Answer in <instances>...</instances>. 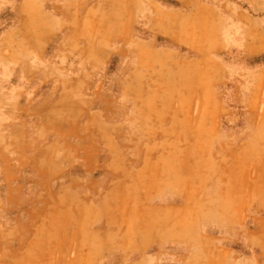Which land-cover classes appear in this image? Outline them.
<instances>
[{"label":"rangeland","instance_id":"obj_1","mask_svg":"<svg viewBox=\"0 0 264 264\" xmlns=\"http://www.w3.org/2000/svg\"><path fill=\"white\" fill-rule=\"evenodd\" d=\"M135 1L0 0V190H12L16 206L34 209L19 212L11 226L0 231L3 234L0 237L11 242L2 246L12 256L8 263L54 264L53 258L23 260L19 254L25 251L34 256L52 255L54 248L68 256L74 251L79 258L77 264H82L81 256L86 252L92 257L88 264L102 262L96 259L109 252L108 244L123 238L126 243L132 242L133 228L129 225L133 223V212L129 208H133V200L140 204V216L136 219L141 226L139 232L144 236L149 229L150 203H156L155 197L153 200L148 196L126 197L117 203V197L113 202L98 185H93L87 195L64 188L65 175L74 174L69 168L75 154L94 152L95 149L87 148L90 144L87 141L101 140V127L112 123L100 114L103 106L111 102L117 109L113 85H109L110 90L107 86L110 80L89 82L87 70L76 66L87 58H100L103 39H109L108 32L118 27H135L140 32L142 24L139 20L134 24V13L154 16L158 13L147 0H139L137 6L133 5ZM156 1L165 5L167 2ZM193 1L199 7L194 9L187 0L191 15L185 23L189 30L205 32L203 38L209 47L198 52H179L180 57L173 55L172 60L189 62V67L198 66L189 70L201 74L205 68L200 61L210 66L214 75L221 74L222 80H152L150 92L158 99L137 102L138 108L147 103L145 109L153 128L166 125L181 128L180 121L185 119L191 142L202 140L203 131L219 125L220 120L225 129H237L238 142H233L232 150L239 193L253 195L259 208H264V0ZM119 15L126 19L119 20ZM197 16L202 18L199 24L194 19ZM191 23L195 24L193 29L189 27ZM5 80L49 83L54 80L68 90L59 93L54 86L56 91L46 98L50 88L45 85L39 92H27L22 105L20 95L15 94L12 101L5 97ZM92 111L94 117L89 124L94 132L90 133L85 125L87 114ZM245 137L251 138L247 145L242 143ZM185 152L188 157L183 160L179 179L173 177L167 186L170 190H184L188 194L185 202L195 209L206 210L203 220L207 222L212 215L207 210L212 209L213 191L221 192L220 179L231 170L229 158L221 161L219 150L212 147L190 148ZM65 170H69L67 174ZM60 186L61 194H56ZM148 186L144 182L142 189ZM21 192L24 199L19 204ZM55 202L62 211L36 212L40 206ZM81 202L86 205V213L70 212L71 206H79ZM3 219L5 222L0 223L7 225ZM250 220L264 224V214L255 211ZM118 221L126 228L117 229L114 225ZM210 231L207 229L205 233L213 234ZM242 236L264 241V227L230 230L215 242L206 240L202 248L208 257L220 254L219 247L235 253L232 256L222 253L215 256L219 259H207L202 264H231L236 262V256L250 253V247L229 239ZM141 253L139 260H127L124 264H180L183 250L179 247L157 250L142 242ZM69 260H62L61 264H71ZM184 264L196 263L186 259Z\"/></svg>","mask_w":264,"mask_h":264},{"label":"crops","instance_id":"obj_2","mask_svg":"<svg viewBox=\"0 0 264 264\" xmlns=\"http://www.w3.org/2000/svg\"><path fill=\"white\" fill-rule=\"evenodd\" d=\"M138 1L133 2V5L137 6ZM147 1L158 13L156 16L152 13L141 12L133 14L134 24L138 20L142 24L140 32H137L135 27H118L110 34L108 32L109 39H103L100 58H87L84 63L76 66L87 70L86 79L89 82L93 83V80L99 79L110 80V84L108 82L107 86L110 90V86L113 85L114 90L112 91L117 96V109L112 107L111 102L107 107L101 104L103 109L100 114L105 116L106 121L112 123L101 127L99 131L102 134L101 140L94 143L87 141L90 143L87 148L95 149L94 152L86 151L84 156L82 153L75 154L69 168L74 174L65 175L64 188L70 187L71 192L77 195H87L91 192L93 185H98L105 193L104 195L107 198H112L113 202L117 197V203L121 198L126 197L148 196L151 200L154 197L157 198L156 203L153 201L150 203L149 229L144 236L139 232L141 226L140 222L136 220L140 216V204L133 200V208H129L133 212V223L132 226L129 225L130 228H133L132 242L126 243L123 238L115 244H108L106 251L109 249V252H105L102 257L97 258L96 260L102 261L97 264H103L105 261H109L108 264H124L127 260L137 261L142 255V242L155 246L157 250L164 247H179L183 250L180 264H184L186 259H190L196 264H202L204 261H208L207 259H219L215 256L222 253H229L232 256L235 250L219 247L220 254L208 257L202 248V243L206 240L215 242L230 230L243 228L254 230L264 227L263 223H255L250 220V215L255 211L261 210L264 214V208H259V201H255L253 195L247 192L239 193L238 183H236V163L233 160L235 152L232 150V145L233 142H238V130L225 129L220 120L219 125H214L212 128L204 130L203 133L201 132L203 138L194 141L195 145L189 140L190 130L186 126L185 119L180 121L181 128L174 129L166 127L167 125L153 128L150 124L149 114L145 109L147 103L141 108H138L137 104L141 101L158 99L156 94L150 92L152 80H222V76L218 72L214 75L211 67L200 61L198 63L205 68L201 74L189 70L198 68V66L189 67L187 64L189 62L172 60L173 55L180 57L179 52H198L209 47V42L203 38L206 36L205 32L187 28L188 24L185 22L191 15L188 11L187 0H167L166 5L156 0ZM196 6L199 7L198 4ZM122 19L126 18L119 15V20ZM156 25H164L165 28L160 29ZM163 30L165 31L163 32ZM224 44L226 48L227 40ZM200 75H202L201 78H199ZM5 84L7 85L5 97L12 101L15 94L18 97L21 96L19 103L22 105L27 92H39L45 85L50 88L45 93L46 98L51 97L50 95L56 91V86L59 93L68 90L54 80H51L50 83L46 80H5ZM93 117V111L87 114L86 132H94V128L89 124ZM249 138L242 139V143L247 145L251 141ZM209 147L219 150L217 155L221 161L229 158L228 163L231 170L229 174H224L220 179V184L216 183V185L223 186H221L220 193L217 192V189L213 191L212 209L207 210L212 215L206 222L203 220L205 217L203 213H206V210L195 209L194 206L188 205L187 200L185 202V195L188 194L184 190L179 192V190L168 189L167 183L174 180L173 177L179 179L178 175L180 170L182 171L183 160L188 157L186 149ZM69 170H65V173L67 174ZM68 178L70 179L68 180ZM144 182H148V189H142ZM71 185L76 186L77 189ZM62 189L60 186L58 193H56L57 191L55 193L61 194ZM20 195L18 201L19 204H22L23 193L21 192ZM42 195L43 193L40 191L38 196ZM12 199V190H0V221L1 223L5 222L4 217L8 223L7 225L0 223V231L8 229L11 226V221L18 216L19 212L29 213L33 209L29 206L24 210V205L16 206ZM83 202L79 206H71L70 212L86 213L88 210L86 205L83 206ZM47 210L56 214L62 211V208L55 202L47 207L40 206L36 212L44 214ZM54 224H56V219ZM114 226L117 229L126 228V225L119 221ZM207 229H210L213 234H206ZM1 233L0 236H3ZM121 234L124 235L123 232ZM3 238L0 237V264H13V261L8 263L12 257L11 254L5 251L6 247H2L10 245L11 242ZM229 239L233 243L251 248L250 253L242 255V257L236 256V262L231 264H264V241L249 239L247 236L238 239L229 237ZM67 244L69 245V243ZM109 245H111L110 248ZM19 254L22 259L26 257L27 259L33 257L34 260L53 258L54 264H61L62 260L68 258L71 264H77L75 262H78L79 259L72 250L68 256L57 251L56 248L52 255L34 256L25 251ZM81 260L82 264H88L92 257L86 252L84 256H81ZM218 263L223 264L222 262Z\"/></svg>","mask_w":264,"mask_h":264},{"label":"bare ground","instance_id":"obj_3","mask_svg":"<svg viewBox=\"0 0 264 264\" xmlns=\"http://www.w3.org/2000/svg\"><path fill=\"white\" fill-rule=\"evenodd\" d=\"M188 1H189V3L191 4V6H193L194 9H196V10L198 9V6H196V2H195V1H193V0H188ZM196 15H199V13H196ZM194 19H196V21H197L198 24H199L200 19H202V18H200V16H197V17L194 18ZM156 26H159V27H157V28H160V29H161V28H162V29L165 28L164 25H163V26H162V25H156ZM194 26H195L194 23L189 24V27L192 28V29L194 28ZM164 31H165V30H163V32H164Z\"/></svg>","mask_w":264,"mask_h":264}]
</instances>
